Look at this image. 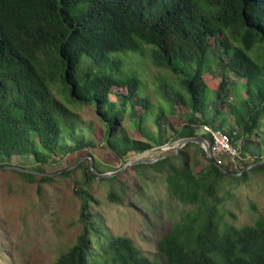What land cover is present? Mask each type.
Returning a JSON list of instances; mask_svg holds the SVG:
<instances>
[{
  "label": "trees",
  "instance_id": "16d2710c",
  "mask_svg": "<svg viewBox=\"0 0 264 264\" xmlns=\"http://www.w3.org/2000/svg\"><path fill=\"white\" fill-rule=\"evenodd\" d=\"M131 52L178 77L185 93L162 85L169 113L187 109L178 137L196 135L203 123L237 131L232 142L243 138L241 154L252 157L249 171L264 173V135L252 140L264 127V0H0V158L26 152L33 169L47 173L42 165L54 155L95 145L77 126L74 109L81 105L95 108L105 144L119 157L165 143L162 108L153 117L156 131L147 128L153 102L137 72L126 67L124 55ZM231 75L244 80V96ZM124 122L142 138L118 134ZM199 150L205 164L195 172L199 160L190 162L184 150L134 165L165 173L169 198L181 205L159 239V259L146 256L130 237L102 230L88 194L75 184L83 231L47 264H264V219L221 228L223 179L247 172L226 174ZM84 175V184L95 177L89 167ZM108 198L122 202L113 191Z\"/></svg>",
  "mask_w": 264,
  "mask_h": 264
},
{
  "label": "rangeland",
  "instance_id": "374dc122",
  "mask_svg": "<svg viewBox=\"0 0 264 264\" xmlns=\"http://www.w3.org/2000/svg\"><path fill=\"white\" fill-rule=\"evenodd\" d=\"M124 61L126 67L137 72L141 88L153 102L151 116L147 118L148 130L152 133L156 131L153 117L162 108L165 114L159 122L165 128L166 142L179 138L177 132L186 122L187 109L178 107L174 114L169 113L170 104L162 89V85L167 82L185 93L184 88L177 82L178 77L163 68L153 66L148 57H142L135 52L126 53ZM212 78L219 80L217 76ZM229 81L231 85L239 84L240 92L245 95L243 79L231 75ZM74 112L78 115V128L84 130L86 136L93 137L96 143L77 150L74 155L58 154L51 157L42 165L47 173H53L51 181H41L38 174L29 175L22 171L0 169V264L51 263L74 244L84 227V223L80 221L82 201L75 184L82 186L88 194L89 210L102 230L109 235L130 237L146 256L159 259V239L178 218L181 209L180 203L169 198L165 173L132 165L117 172L113 179L94 177L88 184H84V173L89 167L88 156L92 157L96 171L110 172L119 169L137 153H128L123 158L106 146L103 138L104 127L93 106L81 105ZM225 117L227 124H234V117L226 111ZM88 125L91 126L90 129L86 128ZM261 129L263 132L260 135L252 136L255 144L264 135V127ZM236 130L239 132V128ZM122 133H127L133 139L142 138L128 122H124L118 132ZM196 134H203L199 126ZM240 139L242 144L243 138ZM186 145L179 150L185 151L190 162L196 158L199 160V165L193 168L195 172L205 164V160L199 150L200 146L196 143L188 147ZM154 146L156 145L152 147ZM172 151L173 148L160 153L149 152L147 157ZM259 155L264 158V151ZM242 156L244 160L237 172L246 168L252 158L245 154ZM0 164H14L29 169L36 166L33 158L26 152L6 159L0 158ZM70 166L73 167L59 173ZM223 166L226 170H232L230 165L224 163ZM66 172L70 174L64 175ZM244 172H247L246 176L237 180L229 177L223 179L219 192L223 201L218 205L219 214L222 216L221 228L223 223L241 227L264 219V173L249 171V168ZM111 191L117 193L121 203L108 198ZM188 208L190 206H186Z\"/></svg>",
  "mask_w": 264,
  "mask_h": 264
},
{
  "label": "water",
  "instance_id": "95a60500",
  "mask_svg": "<svg viewBox=\"0 0 264 264\" xmlns=\"http://www.w3.org/2000/svg\"><path fill=\"white\" fill-rule=\"evenodd\" d=\"M188 143H196L198 146H200V148L202 149L205 157L210 160L212 163H214L222 172L232 175V176H239L241 175V173H243L246 169L250 168L253 166V164H249L246 166V168L242 169L240 172H233V171H229L226 170L222 165L218 164L209 154V143L210 140L208 137L204 136V135H199L196 134L194 136H185V137H179L176 140L173 141H167L161 145H157L154 147H151L143 152L137 153V155H143L146 154L147 152H153V153H160L163 152L164 150L173 148V151L168 153V154H163V155H158L155 157H151L148 158L147 155L145 156H140V157H131L128 160H126L124 162V164L117 170L114 171H110V172H98L94 169L93 166V160L91 156H88V160H89V169L91 170V172L94 174L95 177H99V178H107L110 177L112 175H115L117 172L123 170L124 168L128 167V166H132L135 164H151L156 162L159 159L165 158L166 156H171V155H176L179 152V149L183 146H185ZM264 160H261L260 162H262ZM259 163V162H257ZM73 166H70L64 170L59 171L60 172H65L67 170H69L70 168H72ZM0 169H10V170H17V171H22V172H26V173H31V174H38V175H48L51 176L53 175V173H45V172H40L34 169H29L23 166H18V165H14V164H0Z\"/></svg>",
  "mask_w": 264,
  "mask_h": 264
},
{
  "label": "built area",
  "instance_id": "2783aa9c",
  "mask_svg": "<svg viewBox=\"0 0 264 264\" xmlns=\"http://www.w3.org/2000/svg\"><path fill=\"white\" fill-rule=\"evenodd\" d=\"M204 136L208 137L209 154L220 165H230L231 168L238 170L241 167V163L244 157L240 151L241 142L238 139L236 144L232 142L233 136L237 134V131L229 133L222 128L214 127L210 124L203 123L199 126ZM224 167V166H223Z\"/></svg>",
  "mask_w": 264,
  "mask_h": 264
},
{
  "label": "bare ground",
  "instance_id": "6f19581e",
  "mask_svg": "<svg viewBox=\"0 0 264 264\" xmlns=\"http://www.w3.org/2000/svg\"><path fill=\"white\" fill-rule=\"evenodd\" d=\"M151 155H152V153H151ZM140 156H142V155H137V156H135V157H140ZM145 156V155H144ZM150 158V157H149Z\"/></svg>",
  "mask_w": 264,
  "mask_h": 264
}]
</instances>
